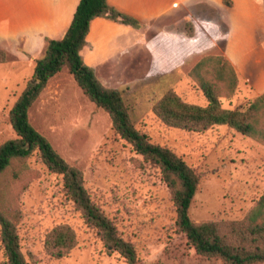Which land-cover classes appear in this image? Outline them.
Returning a JSON list of instances; mask_svg holds the SVG:
<instances>
[{"label": "rangeland", "instance_id": "374dc122", "mask_svg": "<svg viewBox=\"0 0 264 264\" xmlns=\"http://www.w3.org/2000/svg\"><path fill=\"white\" fill-rule=\"evenodd\" d=\"M238 4L232 15L237 22L235 38L228 52L242 72L245 57H264V29L245 24L244 6ZM30 10L21 0H0V48L9 55L0 64V145L17 138L10 112L51 36ZM226 32L221 20L219 29L204 26L202 43L218 36L219 44L205 46L208 51L187 57V62L185 57H108L112 45L107 43L100 46L99 57H83L87 65L100 68L98 77L105 86L123 91L136 128L153 143L172 149L196 172L200 184L190 217L197 223L242 220L264 197L263 143L226 126L203 134L169 129L153 113L155 102L170 90L188 103L208 104L190 72L204 56H226ZM201 48L203 44L197 47ZM236 72V93L221 99L230 110L261 96ZM30 120L64 160L83 172L91 198L121 237L136 245L141 264H227L198 255L177 230L171 193L161 172L115 135L108 113L85 97L67 68L49 81L30 109ZM0 204L18 220L21 249L29 264H127L84 223L65 195L61 177L50 173L37 154L10 172L0 188ZM59 224L71 225L78 235L76 248L62 259L48 256L43 247L47 231ZM0 264H8L1 227Z\"/></svg>", "mask_w": 264, "mask_h": 264}, {"label": "trees", "instance_id": "16d2710c", "mask_svg": "<svg viewBox=\"0 0 264 264\" xmlns=\"http://www.w3.org/2000/svg\"><path fill=\"white\" fill-rule=\"evenodd\" d=\"M98 18L137 29L141 27L137 19L121 13L107 0H80L65 35L48 42L44 56L36 63L32 79L10 112V123L17 138L0 145V188L8 182L10 172L37 154L50 173L61 177L68 200L106 247L120 254L127 264H141L136 245L121 237L114 222L91 198L83 172L64 160L31 123L30 109L49 81L67 68L85 97L108 113L115 135L161 172L171 193L177 230L198 255L227 264H264V197L242 220L197 223L191 219L190 207L200 184L196 172L172 149L153 143L147 134L136 128L123 91L105 86L82 56L91 23ZM187 30L193 35L191 24L187 25ZM8 57V52L0 48V64H5ZM190 75L208 104L188 103L170 90L153 107L154 116L162 125L193 134L226 126L264 144V94L236 110L222 106L221 99L232 97L239 87L236 69L226 56H204ZM0 227L8 264H29L21 249L18 220L4 211L1 204ZM77 244L76 230L71 225L59 224L47 231L43 247L48 256L62 259Z\"/></svg>", "mask_w": 264, "mask_h": 264}, {"label": "crops", "instance_id": "0c3cea01", "mask_svg": "<svg viewBox=\"0 0 264 264\" xmlns=\"http://www.w3.org/2000/svg\"><path fill=\"white\" fill-rule=\"evenodd\" d=\"M108 3L141 23L140 28L125 26L106 18L91 23L88 44L82 51L83 57H99L103 43L112 45L108 57H198L204 54L205 46H218L219 37L202 43L201 30L220 28V20L227 27L225 55L241 72L231 58L228 47L237 27L235 13L239 1L243 4L246 22L264 29V0H107ZM23 5L35 13L42 29L51 30L48 39H61L73 20L80 0H21ZM213 18H208L210 16ZM193 26V35L187 25ZM27 40L22 37V41ZM49 40V41H50ZM28 41V40H27ZM48 41V42H49ZM125 41V42H124ZM203 44V48L197 49ZM119 46V47H118ZM4 49V48H2ZM6 50V49H5ZM97 76L100 68H93ZM241 74L256 95L264 94V57H245Z\"/></svg>", "mask_w": 264, "mask_h": 264}]
</instances>
